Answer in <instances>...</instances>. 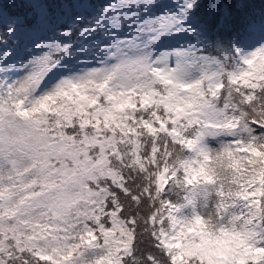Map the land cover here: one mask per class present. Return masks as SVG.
Here are the masks:
<instances>
[{"label":"snow or ice","instance_id":"6c2138e0","mask_svg":"<svg viewBox=\"0 0 264 264\" xmlns=\"http://www.w3.org/2000/svg\"><path fill=\"white\" fill-rule=\"evenodd\" d=\"M0 264H264V0H0Z\"/></svg>","mask_w":264,"mask_h":264}]
</instances>
